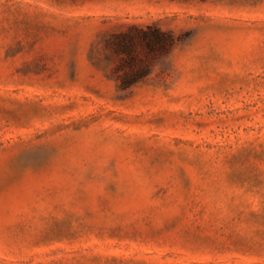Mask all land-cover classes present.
<instances>
[{
  "label": "rangeland",
  "instance_id": "374dc122",
  "mask_svg": "<svg viewBox=\"0 0 264 264\" xmlns=\"http://www.w3.org/2000/svg\"><path fill=\"white\" fill-rule=\"evenodd\" d=\"M0 264H264V0H0Z\"/></svg>",
  "mask_w": 264,
  "mask_h": 264
},
{
  "label": "trees",
  "instance_id": "16d2710c",
  "mask_svg": "<svg viewBox=\"0 0 264 264\" xmlns=\"http://www.w3.org/2000/svg\"><path fill=\"white\" fill-rule=\"evenodd\" d=\"M176 42L172 32L155 25H131L112 33L106 40L108 57L116 60L115 76L120 89L146 77L153 62L166 56Z\"/></svg>",
  "mask_w": 264,
  "mask_h": 264
}]
</instances>
